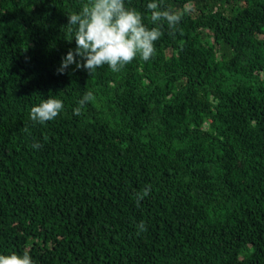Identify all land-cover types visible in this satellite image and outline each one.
Returning <instances> with one entry per match:
<instances>
[{"label": "trees", "instance_id": "obj_1", "mask_svg": "<svg viewBox=\"0 0 264 264\" xmlns=\"http://www.w3.org/2000/svg\"><path fill=\"white\" fill-rule=\"evenodd\" d=\"M87 2L0 0V255L264 264V0H155L175 30L151 22L154 0H125L160 27L154 57L58 74ZM49 97L63 111L34 124Z\"/></svg>", "mask_w": 264, "mask_h": 264}, {"label": "clouds", "instance_id": "obj_2", "mask_svg": "<svg viewBox=\"0 0 264 264\" xmlns=\"http://www.w3.org/2000/svg\"><path fill=\"white\" fill-rule=\"evenodd\" d=\"M151 12V22H166L169 29L175 30L181 16L171 10H161L157 2L147 4ZM69 33H74L75 50H69L62 58L58 74H64L70 65L75 69H83L93 74L98 68L107 65L112 72H120L127 64L139 56L145 62L154 57L155 42L163 35L160 27H147L143 22L142 14L125 5V0H88L83 4L79 13L73 12L67 16ZM79 57V60H77ZM95 100L93 92H86L78 101V107L73 110L76 116L81 115L83 107ZM63 101L49 97L31 108L30 120L34 124L43 125L58 117L63 111ZM28 132V128H24ZM34 149L43 147L39 141L32 144ZM151 186L136 193V204L147 197ZM139 235L146 232L143 221L138 225ZM0 264H34L28 251L23 254L15 252L10 255H0Z\"/></svg>", "mask_w": 264, "mask_h": 264}]
</instances>
